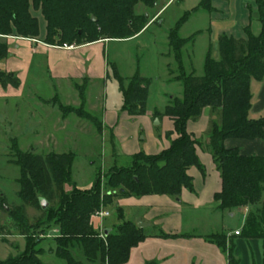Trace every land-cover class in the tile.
<instances>
[{
    "label": "trees",
    "instance_id": "16d2710c",
    "mask_svg": "<svg viewBox=\"0 0 264 264\" xmlns=\"http://www.w3.org/2000/svg\"><path fill=\"white\" fill-rule=\"evenodd\" d=\"M159 1L0 0V36L38 39L39 19L32 12L36 11L46 21L43 41L51 46L84 45L106 39L127 40L139 35L149 23L146 15L136 13V6L141 2L153 9ZM256 2L261 23L260 34L254 35L249 26L245 30V39L220 35L217 44L220 57L218 60L213 58L212 48H209L202 76H197L194 70H186L183 53L186 46L194 44L200 32L187 38L180 35L187 15L169 30L168 45L180 72L171 77V81L180 82L184 94L182 98H173L163 113L156 111L154 116L170 117L174 121V130L167 132L166 137H177L171 140L168 149L159 154L140 152L132 156L130 167L110 169L104 177L107 179L104 186L100 175L90 189H80L75 184L73 152H51L40 156L31 151L19 150L17 140H13L15 153L10 162L21 170L19 197L23 205L12 207L8 215L15 222L20 235L27 239V247L21 254L0 258V264H49L41 259L44 248H36L38 241L33 230L39 229L42 233L47 230L58 232L54 238L56 248L52 251L66 264H85L72 253L77 246L87 264H126L131 250L148 237L146 230L138 227L134 221L126 220L120 208L121 223L107 234L95 230L92 217L120 199L147 195H167L178 199L183 189L195 192L194 179L188 170L197 167L206 175L205 166L197 155V147H202L203 143L188 132L187 125L190 121H199L206 108L216 115L206 134L209 143L205 148L211 154L222 179V191L214 196L218 208L224 211L253 209L263 201L264 156H247L239 148L226 146L229 139H264V117L252 119L249 116L253 97L251 82L264 79V0ZM201 6L211 9V0H203ZM93 17L97 20L93 21ZM8 53V44L0 41V62L7 59ZM108 64L123 96L122 110L131 117L145 115L151 79L139 72L125 78L115 64ZM173 72L171 70L170 74ZM0 84L5 88H19L21 80L16 73L0 70ZM76 87L84 102V86ZM66 185L72 187L71 191L65 190ZM41 200H46L50 206L43 209ZM6 202V198L2 197L0 206L3 207ZM28 206L41 212L33 223L26 211ZM251 211L243 229L235 237L261 240L264 250V201L259 216ZM4 232L5 226H1L0 236ZM158 236L173 237L162 230ZM206 239L228 253V264H240L234 254V237L218 233Z\"/></svg>",
    "mask_w": 264,
    "mask_h": 264
},
{
    "label": "rangeland",
    "instance_id": "374dc122",
    "mask_svg": "<svg viewBox=\"0 0 264 264\" xmlns=\"http://www.w3.org/2000/svg\"><path fill=\"white\" fill-rule=\"evenodd\" d=\"M169 1L171 0H161L153 9L147 8L140 2L136 6V13L146 15L148 22L155 21V23L140 38H133L132 41L126 43L111 42L106 49L107 59L110 63L117 65L123 77L128 78L132 75L137 60L141 61V67L144 66L147 70L152 68V64L155 70H150V73H152L154 81L150 86L148 98V108L151 109L155 107L162 108L165 105L167 100L163 96L164 92L175 95L182 90L180 83L169 86L163 85L166 74H164V69L158 68L159 62H155V60H158L159 56H163L162 53L169 52L170 57L164 56L165 59L162 62L164 64L172 63L174 72L170 74L171 77H175L180 73L169 46L163 41L166 40L169 30L174 28L185 15L188 18L180 31V35L187 38L200 32L195 38V44H190L183 49L186 64L189 66L188 55L191 54L193 67L199 76L203 74L205 55L212 44L214 45V47L211 46L212 56L215 54L213 50H216L218 59L220 57L217 35L226 34L235 39H245L244 26L249 25L254 35H258L261 28L256 5L252 0H239L240 2L236 7H234L236 0H211L212 7L217 8L220 13L203 8L201 6L203 0H172L168 4ZM249 4L250 9L248 11L247 5ZM32 12L39 19L40 37L44 36L46 34V21L40 12ZM0 41L6 42V39L0 38ZM145 44H148L149 50L142 48ZM14 46H8L9 53L7 59L3 61L4 64L11 58L10 49H14ZM101 55L103 56L102 52ZM104 83V96L101 101L99 100L101 97L94 95L99 88L98 85L91 88L89 81L82 80L79 82V85L85 88V99L82 102L80 92L76 87L77 84L74 88H67L65 85L57 88L54 86L55 83L50 81L45 74L34 72L28 84L22 89L23 98L19 103V109L11 103L12 99H10V104L7 106L0 105V199L5 197L7 201L3 207L0 206V227L5 226V234L0 236L1 259H6L10 255L21 254L27 247V239L20 235L15 222L8 215L12 207L23 205V201L19 197L21 170L10 162L15 153L12 148L14 139L17 140L19 150L23 152L31 151L40 156H46L51 152H73L75 155L72 168L73 180L81 188L92 184L98 175L102 177L104 186V181L107 180L104 177L110 172L113 165L116 167H130L132 165V160L125 156H116L112 159L109 155L108 149L110 146L108 137L104 134L100 101L110 106L119 103L121 95L118 82L114 78L106 80ZM101 84L100 86H102ZM263 86L264 81L254 80L252 90L255 98L258 96L259 89ZM1 88L8 95L6 88L2 85ZM12 90L16 92L17 89L13 88ZM52 97L53 101L48 104H38L39 99L45 101V99ZM255 98V105L250 117L258 119L264 117V105L257 108ZM91 100L95 106H92ZM94 116H96V119ZM60 124L66 128L57 131L52 130L51 125L60 126ZM152 127L155 131L161 129V126L157 125V119L153 122ZM71 189L70 185L65 186L66 191H71ZM263 201L253 209L249 207V210L259 216L263 210ZM49 206L48 203L47 208ZM117 207V202L110 207L111 218L114 220H116L115 218L120 219L121 216ZM26 211L31 223L35 222L41 215L39 210L30 206L27 207ZM232 212L235 213L234 217H231L229 211L225 212L223 225L227 228V231L230 229L241 231L245 213H241L237 209ZM113 224V228L117 226L116 223ZM217 225H219L217 227H220V224ZM99 232L102 234V231ZM10 233L11 235H8ZM57 233L56 230H47L45 233H42L40 229L33 230L34 237L38 241L36 248H44V255L41 257L44 262L66 264L52 251L56 248L54 238ZM238 239L242 238L234 237L235 242ZM72 253L77 260L87 264L78 246L73 249ZM253 254L257 256L256 252H253Z\"/></svg>",
    "mask_w": 264,
    "mask_h": 264
},
{
    "label": "crops",
    "instance_id": "0c3cea01",
    "mask_svg": "<svg viewBox=\"0 0 264 264\" xmlns=\"http://www.w3.org/2000/svg\"><path fill=\"white\" fill-rule=\"evenodd\" d=\"M171 1H169L168 4ZM236 1L234 7L238 6L240 2L239 0ZM252 1L255 3L256 11L259 15L256 0ZM213 7L211 5V9L207 10L220 13L217 8ZM247 9L249 11L250 4L247 5ZM248 19L250 21V16ZM245 22H247V20H245ZM152 24H154V21H150L147 27L133 38H140ZM248 27L249 25L243 27L246 37L247 33L245 30ZM219 36L220 35H217V40ZM44 37L45 35L39 37L36 42L29 38L22 37L5 38L8 46H14V44L15 46L14 49H10L11 58L7 60L6 64H4L3 61L0 62V70L16 73L21 80V85L19 88L11 86L6 87L8 95L1 90L2 88L0 85V105L3 104L7 106L10 104V99H12L11 103L15 104V107L19 109V103L23 98L22 89L28 84L34 72L45 74L49 77L50 81L55 83L54 86L57 88L63 85L67 88H74L75 84L79 85V82L82 80L89 81L91 88L95 85H98L100 88H98L94 95L101 97L99 100L102 101L104 96V82L114 78L112 69L108 64L109 60L106 56L107 45L111 42L126 43L133 39H106L96 43L74 45L72 49H65L44 43ZM0 38L4 37L0 36ZM163 43L168 45V37ZM211 46L214 47L213 44ZM142 48L149 50L148 44L143 45ZM213 52L215 53L213 58L218 60V53L216 50H213ZM162 55L163 56H159L158 60H155V62H159L158 68L164 69V74H166L163 85L169 86L174 83H180L171 81L170 72L171 70L172 72L174 71L171 65L172 63L164 64L162 62L166 56L170 57L169 52L162 53ZM191 56V54L188 55L189 66L186 64L184 58L186 70L188 72L194 70L196 73ZM151 67L150 70H155L152 64ZM150 70H147L144 66L142 68L141 61L137 60L134 71L130 77L139 72L143 77L151 79L153 83L154 77L151 75L152 73H150ZM263 81L264 79L260 82ZM253 82L254 80L251 82L253 97L250 113L255 105V96L252 90ZM100 83H102V86H100ZM13 88L17 89L15 90L16 92H13ZM183 94V86L182 90L175 95L170 92H164L163 96L167 101L162 108H148L147 101L146 114L137 117H131L126 111L122 110L123 96L121 92V98L117 104L109 106L100 101L102 125L104 134L108 137L110 146L108 152L111 158L125 156L132 160V156L140 152H144L147 155H156L168 149L171 145V140L177 137V135H173L171 138L166 137L167 132L174 130V121L168 116L156 118L154 113L156 111L163 113L173 98H182ZM255 99L257 108L264 105V86L259 89L258 96H256ZM39 100L38 104H48L53 101V97L45 99V101L44 99ZM90 103L92 106H95L92 100ZM156 119L159 121L157 125L161 126V129L157 131L152 127ZM214 119H216V115L212 114L210 108H206L199 121H190L187 125L188 132L202 140L203 143L202 147H197V155L201 163L205 166L206 175L204 176L197 167H191L188 170V174L194 179L195 192L183 189L178 199L167 195H147L141 198L131 197L117 201V210L119 208L122 209L126 220L136 223L138 219H141L144 223L151 224L149 227L142 228L146 230L148 237L131 250L129 261L126 264H147L150 262L154 264H228V253L206 239L207 236L218 233H225L229 237H235V232L240 231L239 229L235 231L230 229L227 231V228L223 225L226 211L219 209L218 204L214 200L215 194L222 191V179L211 154L205 148L206 144L209 143V138L206 134L209 130L211 121ZM51 128L57 131L65 129L66 127H62L60 124V126L51 125ZM226 146L228 148H239L241 153L247 156H264V139H229L226 141ZM113 167L116 166L113 165ZM92 184H89L87 187L79 188L90 189ZM237 210L241 213H245L242 226L243 229L250 210L249 208H238ZM104 211L109 212V216L92 217V224L95 230L107 234L113 229V223H119L120 219L115 218L116 220H114L111 218V208H107ZM229 213L231 217L235 216V213L232 211H229ZM217 224H220V227H217L219 226ZM160 230L173 237H159L158 234ZM237 237L240 238V236ZM235 244L234 254L240 260V264H264V250L261 240H247L242 238L238 239ZM253 252H256L257 256H255Z\"/></svg>",
    "mask_w": 264,
    "mask_h": 264
},
{
    "label": "built area",
    "instance_id": "2783aa9c",
    "mask_svg": "<svg viewBox=\"0 0 264 264\" xmlns=\"http://www.w3.org/2000/svg\"><path fill=\"white\" fill-rule=\"evenodd\" d=\"M32 41H37V39H31ZM57 47H60V48H65V49H72L74 47V44L73 45H68V44H64L63 46H57ZM105 216H109V212L107 211H100V212H97L93 217H105ZM240 231H236L235 232V235H239Z\"/></svg>",
    "mask_w": 264,
    "mask_h": 264
},
{
    "label": "water",
    "instance_id": "95a60500",
    "mask_svg": "<svg viewBox=\"0 0 264 264\" xmlns=\"http://www.w3.org/2000/svg\"><path fill=\"white\" fill-rule=\"evenodd\" d=\"M93 21H96L97 19L95 17L92 18ZM157 123H159V121H157ZM41 205L43 209H46L48 206V202L46 200H41ZM136 224L138 225V227L140 228H145V227H149L151 224L149 223H144L141 219H138Z\"/></svg>",
    "mask_w": 264,
    "mask_h": 264
}]
</instances>
